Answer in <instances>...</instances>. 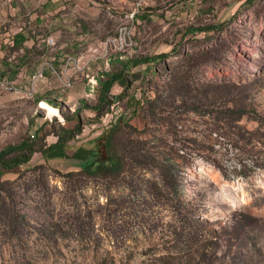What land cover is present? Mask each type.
<instances>
[{"label": "rangeland", "instance_id": "374dc122", "mask_svg": "<svg viewBox=\"0 0 264 264\" xmlns=\"http://www.w3.org/2000/svg\"><path fill=\"white\" fill-rule=\"evenodd\" d=\"M90 3L73 15L92 21L95 52L0 67L16 87L0 82V150L36 149L0 177V264H264V0ZM162 54L104 100L99 74L124 69L111 59ZM110 133L119 170L40 151Z\"/></svg>", "mask_w": 264, "mask_h": 264}, {"label": "crops", "instance_id": "0c3cea01", "mask_svg": "<svg viewBox=\"0 0 264 264\" xmlns=\"http://www.w3.org/2000/svg\"><path fill=\"white\" fill-rule=\"evenodd\" d=\"M91 0H0V67L10 66L11 70H34L39 63L61 65L63 56L83 55L95 52V32L88 15H83ZM74 10L83 14L73 15ZM51 40V42H49ZM13 50L24 57H39L34 62H12L9 53ZM155 51L154 53H157ZM135 56V55H133ZM138 56V55H136ZM170 57V55H169ZM165 59L155 57L137 64L130 62L133 71L157 72ZM63 65V64H62ZM158 73V72H157Z\"/></svg>", "mask_w": 264, "mask_h": 264}, {"label": "trees", "instance_id": "16d2710c", "mask_svg": "<svg viewBox=\"0 0 264 264\" xmlns=\"http://www.w3.org/2000/svg\"><path fill=\"white\" fill-rule=\"evenodd\" d=\"M255 0H247L249 3H253ZM206 28V27H205ZM213 26L207 27L206 29H212ZM192 30H195L192 28ZM161 58L168 57L167 54L160 55ZM155 57L150 56H127V57H115L111 59L110 64L112 67H116L117 65H123V71L115 72L110 69L102 71L98 76V82L101 85V88L104 89L105 95L104 100L108 97V92L111 91L112 87L116 83L123 84L127 80V74L124 73V70L128 67L130 62L137 64L144 61H150ZM113 60L116 62L113 64ZM110 68V67H109ZM106 75V78L103 76ZM87 102L86 99H80L79 109L84 106ZM49 103L54 104L53 100H50ZM54 109H57L54 106ZM57 111V110H56ZM119 126L121 121L117 123ZM70 134V138L73 136V132L71 130H66ZM58 141L48 145L40 149L43 156L45 158H55V157H74L78 159H82L87 161L83 167V171L92 175H96L99 173H104L108 170H119L122 167L123 159L116 153L114 150V145L112 141V133L107 134L101 138L97 139L95 147H87V146H78L71 153L69 152V137H64L59 135ZM75 136V134H74ZM19 151V155H13L14 152ZM36 151L33 143L22 142L18 144H10L6 148L0 150V177L6 172L17 171L19 167L28 163L34 152Z\"/></svg>", "mask_w": 264, "mask_h": 264}, {"label": "built area", "instance_id": "2783aa9c", "mask_svg": "<svg viewBox=\"0 0 264 264\" xmlns=\"http://www.w3.org/2000/svg\"><path fill=\"white\" fill-rule=\"evenodd\" d=\"M49 42H51V40H49ZM0 82H2V84L9 90H15L16 89L14 83L10 80L2 79V80H0Z\"/></svg>", "mask_w": 264, "mask_h": 264}]
</instances>
